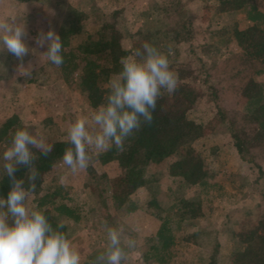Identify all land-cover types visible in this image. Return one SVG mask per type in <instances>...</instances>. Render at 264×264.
Returning a JSON list of instances; mask_svg holds the SVG:
<instances>
[{"label":"rangeland","instance_id":"rangeland-1","mask_svg":"<svg viewBox=\"0 0 264 264\" xmlns=\"http://www.w3.org/2000/svg\"><path fill=\"white\" fill-rule=\"evenodd\" d=\"M186 11L192 28L190 43L167 46L158 37H151L149 43L167 55L170 68L176 74L179 69L191 71V75L180 81L193 90L195 101L188 110L190 118L203 123L207 132L194 144L203 157L209 177L214 187L208 193L199 188L177 187L168 173V166L177 155H168L159 161L150 162L145 167V177L151 187L136 189L125 180L126 167L118 160H105L106 150L89 149L92 160L89 167L73 175L62 164V157L53 163L44 175L42 188L53 180H58L86 202V213L79 222L68 221L67 237L80 254V264H93L95 257L104 251L107 244L105 226L122 230L123 245L132 239L135 245L126 247L127 258L122 264H133L145 250V238L153 235L166 212L172 207V227L178 224V244L174 246L171 264L203 263L218 243L219 262L228 264L234 247L233 233L242 228L253 227L261 212H264V162L262 174L251 162L238 156L226 125L219 123L218 108L211 100L208 85L203 82L201 66L220 65L221 60L239 54L241 49L232 36V29H243L251 24L243 10L217 12L218 0H0V20L15 18L17 23L26 25V42L29 54L21 62L6 50L0 52V125L10 116L16 115L20 123L32 134H39L46 144L68 141L67 131L71 123L81 117L87 121L90 131L95 132L92 114L96 108L89 104L87 92L80 84L79 77L73 73L65 81L57 66L46 61L41 54L47 48L37 47L32 37L38 30L51 27L64 41L65 48L78 50L79 46L98 38L101 26L113 25L118 31L116 45L106 46L109 36L103 40L101 51L87 53L89 58L98 62L109 61L107 54L115 50H129L132 44L131 33L138 29L153 28L160 7L178 2ZM264 12V0H250ZM77 18L81 25L79 33L65 36L60 33L68 20ZM33 51V52H31ZM130 53L129 55H131ZM32 63L31 78L18 74V66ZM112 72L103 86L109 91ZM177 75V74H176ZM196 75V76H195ZM253 83L246 98L238 99L230 91L220 89V106L227 118L240 120L243 104L251 96H264V72L253 76ZM108 94V93H107ZM239 100V101H238ZM8 142H0V157ZM260 159V160H258ZM2 164V161H0ZM91 169V170H90ZM93 174H95L93 176ZM104 174V177H102ZM5 176L0 167V180ZM96 177V178H95ZM104 183L108 191L104 195L93 192V182ZM106 182V184H105ZM107 195V197H105ZM134 200L138 209L127 212L125 197ZM32 193L28 205L34 204ZM187 200H198L204 215L196 219H181L173 213L182 212ZM109 215L112 222L104 218ZM59 222L65 221L62 215H55ZM197 231L196 237L186 241L180 239Z\"/></svg>","mask_w":264,"mask_h":264},{"label":"trees","instance_id":"trees-1","mask_svg":"<svg viewBox=\"0 0 264 264\" xmlns=\"http://www.w3.org/2000/svg\"><path fill=\"white\" fill-rule=\"evenodd\" d=\"M217 12L243 10L251 24L243 29H232V36L241 49L239 54L230 55L221 60L220 65L212 67L201 66L204 72L203 82L208 85L211 100L218 108L219 123L226 125L232 143L240 159L253 163L259 174H262V162H264V96L258 94L246 99L243 104L241 117L242 124L235 117L227 118L220 106V89L230 91L236 98L244 99L253 83V76L264 72V12L250 0H218L215 7ZM157 24L153 28L138 29L131 33L132 44L129 50H115L107 54L109 61L101 63L89 58L87 53L93 52V47L101 51L102 46L116 45L119 38L118 31L113 25L101 26L96 40H92L79 46L84 55L78 50L66 49L63 41V64L57 67L62 78L69 81L73 73L79 77L83 89L87 92L89 104L97 108L105 102L108 89L103 86L112 72H120L122 65L120 59L128 56L137 49L142 50L144 42H149L151 37H158L160 42L167 46L180 43H190L192 40V28L186 15L185 9L179 1L172 2L169 6L160 7L156 16ZM60 33L70 36L79 33L81 25L77 18L67 21ZM109 36L105 45L103 40ZM97 50V51H98ZM191 71L179 69L178 88L173 94L164 93L157 100L156 110L153 112L151 126L142 124L141 130L125 140V151L118 153L113 145L110 150L103 153L105 160H118L126 167L125 180L136 189L139 187H151V183L145 177V167L154 161H159L168 155H177V158L169 164L168 173L177 183V187L199 188L200 192L208 193L214 187L209 181L205 161L199 149L194 146L197 141L210 132L203 123L190 118L188 110L193 106L195 94L190 88H186L182 81L183 77L191 75ZM196 76V75H195ZM163 91V90H162ZM238 100V101H239ZM24 127L16 115L10 116L0 125V142H9L11 133L17 128ZM50 154L45 157L33 149L38 159L35 161L40 176L36 184L34 205L48 218L56 228L58 224L63 227L58 230L67 236V222H79L86 213V202L78 194L58 180H53L45 189L42 188L44 175L51 169L55 160L64 154L69 147L68 141L52 142ZM261 159V163L256 158ZM258 159V160H260ZM264 165V164H263ZM91 170V169H90ZM18 178H25L26 169L21 167L17 173ZM95 174H93L94 176ZM104 177V174L103 176ZM96 178V177H95ZM104 183L93 182V192L104 195L108 186ZM106 184V182H105ZM27 187V184L25 185ZM9 184L6 175L0 180V196H6ZM107 197V195L105 196ZM125 209L133 212L138 209L137 203L125 197ZM182 212L173 213L181 219L188 218L190 221L204 215L201 203L198 200H187ZM175 208V206L172 207ZM172 210L162 217L155 233L146 237L145 250L136 258L133 264H171L174 256V246L178 244V224L172 227ZM55 215H62L66 219L59 222ZM112 222L109 215L105 216ZM197 231L180 239L186 241L196 237ZM234 247L228 264H264V212L258 216L256 224L251 228H242L233 233ZM123 245V242H122ZM105 249V247H104ZM126 250V249H125ZM218 243L213 246V251L208 260L203 263L183 264H220Z\"/></svg>","mask_w":264,"mask_h":264},{"label":"clouds","instance_id":"clouds-1","mask_svg":"<svg viewBox=\"0 0 264 264\" xmlns=\"http://www.w3.org/2000/svg\"><path fill=\"white\" fill-rule=\"evenodd\" d=\"M27 36L25 23H17L15 18L0 20V52L6 50L22 62L30 50L35 51L29 48ZM32 39L37 47L47 48L41 57L57 67L63 64V42L51 27L47 32L38 30ZM120 64L121 71L110 79L105 102L92 114L96 131H90L81 117L68 128L69 147L64 151L62 164L73 175L89 167L90 148L102 151L114 145L118 153H123L125 140L139 132L142 124L153 123L157 100L165 92L173 94L178 88V77L171 70L167 55L149 42L143 43L142 50L122 57ZM32 72L31 62L27 67L23 63L18 66L20 76L31 78ZM33 149L45 157L52 150L38 133L20 127L11 133L0 157V167L9 184L7 195L0 196V264H80L78 250L58 230L63 225L53 228L37 205L27 203L40 176ZM21 167L26 169V180L16 175ZM105 228L107 244L93 264H122L127 258L126 247H134L135 241L129 239L122 245V230L108 225Z\"/></svg>","mask_w":264,"mask_h":264}]
</instances>
